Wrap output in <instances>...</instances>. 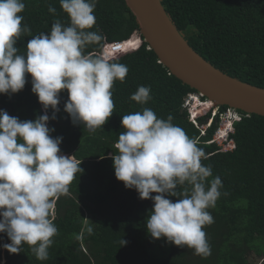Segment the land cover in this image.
<instances>
[{
  "label": "trees",
  "instance_id": "obj_1",
  "mask_svg": "<svg viewBox=\"0 0 264 264\" xmlns=\"http://www.w3.org/2000/svg\"><path fill=\"white\" fill-rule=\"evenodd\" d=\"M159 1L178 33L202 59L227 76L264 89V0ZM24 3L22 26L30 27L31 36L47 34L57 19L69 23L59 0ZM49 5L56 8L55 14L49 13ZM94 14L96 24L91 30L103 35V45L139 34L124 0H98ZM31 36L22 35L17 41L21 54L26 52ZM140 39L138 50L116 58L129 71L124 82L114 83L115 109L101 128L90 132L83 125H74L64 111L68 93L65 90L60 94V111L48 126L55 129L53 137H63L61 153L81 162L83 171L76 174L69 191L56 202L54 223L58 234L53 237L49 258L38 260L27 244L21 252L9 253L3 245L10 240L0 233V264H251L250 254L264 264V117L235 110L240 119L229 136L234 148L220 151L210 141L219 114L230 108L218 106V115L201 136L183 108L186 96L197 92L159 64L154 52ZM138 43L137 37H131L117 52L134 49ZM110 50L115 54L114 49ZM85 51L95 54L100 49L89 45ZM26 79L20 92L0 94V110L21 121L44 114L37 95L31 91L30 74ZM141 85L151 89L152 99L145 105L130 99ZM144 107L153 109L159 118L172 115L173 123L204 150L207 159L202 164L211 166L213 177L219 176L223 183L215 208L208 209L215 222L204 227L212 249L207 258L195 255L186 246L168 243L166 238L153 239L146 228L153 201L140 199L135 189L125 188L115 177L112 155L117 153L115 145L125 131L122 116ZM48 114L52 115V109ZM208 116L199 118L198 124H204ZM167 198L173 202L178 199ZM87 226L92 227L91 234ZM122 239L127 241L123 246Z\"/></svg>",
  "mask_w": 264,
  "mask_h": 264
},
{
  "label": "clouds",
  "instance_id": "obj_2",
  "mask_svg": "<svg viewBox=\"0 0 264 264\" xmlns=\"http://www.w3.org/2000/svg\"><path fill=\"white\" fill-rule=\"evenodd\" d=\"M59 2L69 23L57 19L47 34L31 36L30 27L22 26L24 0H0V94L20 92L30 74L31 91L44 109L43 115L25 121L0 110V233L10 240L3 245L9 253L17 254L27 244L41 261L49 258L53 237L58 234L54 223L56 202L69 191L76 174L83 171L81 162L61 153L63 137H53L55 129L48 126L60 111V94L65 90L68 93L64 111L74 125H83L90 132L101 128L115 109L114 83L124 82L129 71L116 58L138 50L142 43L141 35L133 33L129 39L137 37L138 45L112 54L108 49L111 43L103 45V35L91 30L96 24L98 0ZM48 11L55 14L56 8L49 5ZM25 34L32 38L21 54L16 44ZM127 40L118 43L124 45ZM89 45H97L100 51L86 53ZM150 92V87L141 85L130 99L145 105L152 99ZM188 95L193 98L183 103V108L203 136L218 115V108L209 101L213 105L206 106L207 112L201 115L196 109L208 104V99H202L199 93ZM195 104L199 105L193 109ZM211 110L216 112L211 115ZM229 112L219 137L225 147L232 143L229 136L240 119L235 110ZM206 116V122L199 125L197 120ZM173 119L172 115L159 118L147 107L123 115L125 131L120 133L117 153L112 155L115 177L125 188L135 189L140 199L153 201L146 221L153 239L166 238L168 243L186 246L195 255L207 258L212 249L204 227L215 222L208 209L215 208L223 183L219 176L213 177L211 166L202 164L207 156L197 141ZM219 131L217 127L213 137ZM213 137L210 143L220 149ZM167 197L178 199L173 202ZM86 230L89 234L93 231L91 226ZM126 243L122 239L121 245Z\"/></svg>",
  "mask_w": 264,
  "mask_h": 264
},
{
  "label": "water",
  "instance_id": "obj_3",
  "mask_svg": "<svg viewBox=\"0 0 264 264\" xmlns=\"http://www.w3.org/2000/svg\"><path fill=\"white\" fill-rule=\"evenodd\" d=\"M158 63L214 106L264 117V89L243 83L202 59L178 33L159 0H124Z\"/></svg>",
  "mask_w": 264,
  "mask_h": 264
},
{
  "label": "rangeland",
  "instance_id": "obj_4",
  "mask_svg": "<svg viewBox=\"0 0 264 264\" xmlns=\"http://www.w3.org/2000/svg\"><path fill=\"white\" fill-rule=\"evenodd\" d=\"M138 36V35H137ZM206 101H208V104L209 103H211V102H209V100H206ZM186 104V103H185ZM208 104H205L204 106H200V107H198L197 109H196V106L197 105H199V104H195V107L193 108V109H196V112H200L201 113V115H203V114H205L206 112H207V108L208 107H206V106H209ZM190 105L192 106V102H190ZM211 106V105H210ZM230 112H232V111H230ZM229 110H226L225 111V113L227 114V115H225V116H221V117H219V123H218V129H220L221 130V133H220V136H222L223 135V131H224V129H225V127H224V124L226 123V119L228 118V117H230L229 116ZM192 113H195V112H192ZM210 114L212 115L213 114V112H212V110L210 111ZM231 114V113H230ZM220 116V115H219ZM205 127H203V129H204ZM219 136V137H220ZM218 138V137H217ZM219 143H220V140L218 141ZM225 147V146H224ZM66 156H69V155H66ZM251 257V264H259V262H260V260L258 261L257 259H256V257H254L253 255H249V257L248 258H250ZM258 261V262H257ZM253 262V263H252Z\"/></svg>",
  "mask_w": 264,
  "mask_h": 264
},
{
  "label": "built area",
  "instance_id": "obj_5",
  "mask_svg": "<svg viewBox=\"0 0 264 264\" xmlns=\"http://www.w3.org/2000/svg\"><path fill=\"white\" fill-rule=\"evenodd\" d=\"M120 46H121L120 43H118V42H114V43L109 44V48H108V49H114L113 52L116 54V53H118V52H117V48H119ZM191 98H193V96H192V95H188L187 98H186L185 101H184V104H185V103L188 104V103H189V100H190ZM186 104H185V105H186ZM215 112H216V110L213 112V114H214ZM220 133H221V130H220L219 132L215 133V136L213 137V140H217L216 142H217V144L220 146V151H222V152H225V151H231V150L234 148V144H233V142L230 143L229 146L224 147V145H222L221 142H220V143L218 142L219 139H220V138H219ZM217 137H218V138H217Z\"/></svg>",
  "mask_w": 264,
  "mask_h": 264
},
{
  "label": "bare ground",
  "instance_id": "obj_6",
  "mask_svg": "<svg viewBox=\"0 0 264 264\" xmlns=\"http://www.w3.org/2000/svg\"><path fill=\"white\" fill-rule=\"evenodd\" d=\"M208 105L210 106V105H213V104L212 103H209Z\"/></svg>",
  "mask_w": 264,
  "mask_h": 264
}]
</instances>
